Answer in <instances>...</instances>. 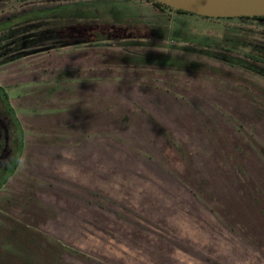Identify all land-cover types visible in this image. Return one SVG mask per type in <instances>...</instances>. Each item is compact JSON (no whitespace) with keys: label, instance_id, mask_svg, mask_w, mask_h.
<instances>
[{"label":"rangeland","instance_id":"374dc122","mask_svg":"<svg viewBox=\"0 0 264 264\" xmlns=\"http://www.w3.org/2000/svg\"><path fill=\"white\" fill-rule=\"evenodd\" d=\"M81 1L87 18H19ZM93 22L109 33L90 39ZM234 37L244 46L223 45ZM262 49L263 19L0 0V88L21 140L0 185V264H264ZM114 51L226 75L111 63Z\"/></svg>","mask_w":264,"mask_h":264},{"label":"trees","instance_id":"16d2710c","mask_svg":"<svg viewBox=\"0 0 264 264\" xmlns=\"http://www.w3.org/2000/svg\"><path fill=\"white\" fill-rule=\"evenodd\" d=\"M154 5H161L164 6L162 4L159 3H152ZM166 8L173 10L167 6H165ZM43 15L45 17H56V16H74V17H82L83 15L85 17H87V2L81 1V2H75V3H71V4H67V5H59V6H53V7H48V8H44L43 10ZM174 12L177 13H182V14H188V15H195L192 13H188L185 11H181V10H173ZM39 12V11H38ZM33 16L37 17V14L35 13ZM202 17V16H201ZM203 18H210V17H203ZM237 19H256V20H262L261 17H234ZM216 19H232L230 17H226V18H216ZM156 37H161L163 36V34H159L158 35H154ZM196 39V41H204V40H208L210 41L211 39H207L208 37H194ZM228 40V41H227ZM241 39H239V37H234L231 39H224L223 40V45H225L228 42H232V44L230 45L231 48L232 47H243L244 43H240ZM207 41V42H208ZM245 42V41H244ZM125 44V46H127L126 44H143V43H123ZM124 46V45H123ZM210 50V49H207ZM203 50L204 52H207L209 55H212L214 57H220L225 59L226 61L230 62V63H239L240 65L243 64L242 60H238L236 57H233V55L229 52V53H217L214 50ZM198 51H202L200 49H198ZM264 53V49L261 50ZM247 54L252 55L251 53L247 52ZM109 56H112L113 60H111V63H123L124 65H128V66H133V67H161V68H173L176 70H192V71H196L198 73H204L208 76H221V75H226L225 73H223L221 70L216 69L214 67H211L209 65H206L203 62H199L197 60H193V59H181V58H177V57H173L167 54H163V53H151V52H137V53H130V52H125V51H114L112 54H109ZM262 56V55H261ZM263 72V71H262ZM264 75V73H262ZM0 101L2 102V105L5 108V111L9 114V118L11 119V129H17V131H13V136H14V148H13V156L11 159L10 164L8 165V167L6 169H4V171H2L0 173V185L6 180V178L8 176H10V174L13 172V170L15 169L17 163H18V159H19V155H20V149H21V145H20V138L17 140V136L20 135V128L18 126V122L15 118V116L13 115L12 109L8 106V104L6 103V95L4 93V91L0 88ZM11 130V131H12ZM19 134V135H18Z\"/></svg>","mask_w":264,"mask_h":264},{"label":"water","instance_id":"95a60500","mask_svg":"<svg viewBox=\"0 0 264 264\" xmlns=\"http://www.w3.org/2000/svg\"><path fill=\"white\" fill-rule=\"evenodd\" d=\"M199 16L226 18L264 16V0H149Z\"/></svg>","mask_w":264,"mask_h":264},{"label":"flooded vegetation","instance_id":"af4514ba","mask_svg":"<svg viewBox=\"0 0 264 264\" xmlns=\"http://www.w3.org/2000/svg\"><path fill=\"white\" fill-rule=\"evenodd\" d=\"M145 1L151 2L149 0H145ZM117 2L119 3V2H122V1H117ZM88 3H87V6H90V4L93 3V2L89 1ZM151 3H154V2H151ZM55 6H59V5H55ZM50 7H53V6H50ZM45 8H48V7H45ZM43 9L44 8L36 9V10L30 12V15H27V14L26 15H20L19 18H21V17L24 18V19H26V18H28V19H43V18H46L45 16H42L43 15V11H42ZM35 13L37 14V17L33 16ZM197 16H199V15H197ZM59 17L65 18V16H56V17H50V18H59ZM70 17L71 16H68L67 18H70ZM95 17H97V15ZM202 17H204V16H202ZM238 17H247V16H238ZM251 17H261L264 20V16H251ZM251 17H248V18H251ZM230 18H234V17H230ZM93 23L94 24H92V25L84 26L85 30L86 29H95L96 30V31H94V32L89 34L91 36L90 39L94 40L95 38H93V37H97L98 34L99 35H103L104 34V36H105V35H107L109 33V31H106V29H105L106 27H108L106 25V23H101V24L99 22H93ZM133 26L134 25L124 26V27H120V26L119 27H114L113 24H110L109 28H112V31H114V32L115 31L119 32V31L128 30V29H130L131 31H135L137 28H134ZM129 36L132 37V35H129ZM129 36H127V37H129ZM107 38H110V37H107ZM2 117L5 120H4L3 128L0 129V156L2 155V159L0 158L1 159L0 160V173L2 171H4V169H6L8 167V165L10 164V162H11V159H12V156H13V148H14L13 131H15V132L17 131V129H13L12 130L10 128L12 126L11 125V123H12L11 119L9 118V114L5 111V108L2 105V102L0 101V118H2Z\"/></svg>","mask_w":264,"mask_h":264}]
</instances>
